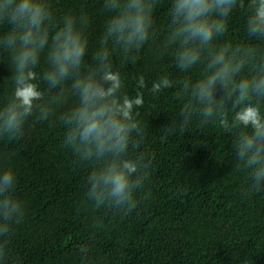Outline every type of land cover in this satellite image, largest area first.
I'll use <instances>...</instances> for the list:
<instances>
[{"label": "trees", "instance_id": "16d2710c", "mask_svg": "<svg viewBox=\"0 0 264 264\" xmlns=\"http://www.w3.org/2000/svg\"><path fill=\"white\" fill-rule=\"evenodd\" d=\"M48 2L57 23L66 15L87 17L88 71L105 89L109 84L101 77L113 63L125 91L143 93L140 124L131 133L128 153L142 157L148 179L127 215V205L113 210L107 200L97 204L88 195L94 182L89 176L93 168V176L98 175L111 155L97 156L93 148L85 160L83 151L74 153L73 146L64 145L63 110L78 103L79 96L70 88L71 80L68 88H48L39 106L51 110L47 121L30 117L19 138L0 135V168L15 169L14 196L24 210L13 233L0 237V264H264V190L250 191L251 177L240 170L234 140L241 128L216 124L225 111L232 121L235 109L216 107L206 117L208 102L190 95L195 80L207 75V51L192 68L176 67L172 54L177 45L168 43L172 0H156L153 34L138 52L125 57L113 47L107 60L95 53L108 19L104 0ZM246 17L245 9L234 10L228 32L218 38L232 42L226 59L240 65L232 82L264 76V41L248 35ZM2 45L0 41V50ZM43 67L42 58L37 71ZM11 73L5 58L0 62V104L11 91ZM140 76L146 83L143 89L137 87ZM164 76L173 87L152 93V83ZM222 91L218 79L211 95L220 101ZM145 193L147 198H140ZM5 239L10 240L7 249Z\"/></svg>", "mask_w": 264, "mask_h": 264}, {"label": "clouds", "instance_id": "9594fccd", "mask_svg": "<svg viewBox=\"0 0 264 264\" xmlns=\"http://www.w3.org/2000/svg\"><path fill=\"white\" fill-rule=\"evenodd\" d=\"M155 6L156 0H104L102 8L108 19L95 53L107 60L113 47L122 49L125 57L138 52L153 34ZM236 9L247 12L248 35L264 41V0H249L247 6L245 0H172L168 43L177 45L172 56L181 70L192 68L207 51V75L199 76L194 84L190 75L186 77L192 84L190 95L201 103L208 102L206 117L216 107L235 109L232 121L225 111L216 124L223 129L241 128L240 136L234 140L237 158L242 160L240 170L251 177L249 190L259 192L264 190V76L232 82L230 78L240 65L226 59L232 42L218 40L228 32ZM88 28L87 17L77 20L66 15L57 23L48 0H0V62L7 58L12 67L11 91L0 104V135L19 138L30 117L47 121L51 110L39 107L45 91L68 88L71 80L70 88L78 93L79 102L63 110L64 145L73 146L74 153L83 151L85 160L90 159L93 148L97 156L111 155L98 175L93 176L97 171L93 168L89 178L94 182L88 195L97 204L107 200L113 210L127 205V215L136 208L139 191L148 179L142 157L128 153L131 133L140 124L137 117L138 109L144 105L143 93L128 94L113 63L105 66L101 77L109 84L107 89L88 71ZM42 58L44 67L37 71ZM218 79L225 88L220 101L211 95ZM230 82L233 87L228 92ZM137 87H146L143 76ZM171 87L172 81L164 76L152 83L150 91L157 93ZM109 98L111 101L104 103ZM16 183V171L11 165L0 168V237H9L24 215L22 202L14 196ZM147 195L140 198L146 199ZM9 242L5 239L6 249ZM4 259L7 260L6 253Z\"/></svg>", "mask_w": 264, "mask_h": 264}]
</instances>
